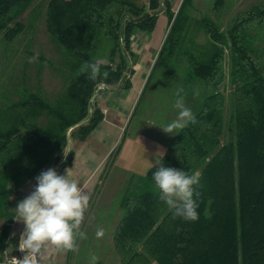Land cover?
I'll list each match as a JSON object with an SVG mask.
<instances>
[{
    "label": "trees",
    "instance_id": "obj_1",
    "mask_svg": "<svg viewBox=\"0 0 264 264\" xmlns=\"http://www.w3.org/2000/svg\"><path fill=\"white\" fill-rule=\"evenodd\" d=\"M189 2L182 0L174 16L168 1H162L169 20L162 49L169 42L172 47L176 44V27ZM31 3L0 0V32L7 40L22 31L21 23H10ZM160 8V0L48 1L46 31L65 48L73 73L55 105L29 95L20 104L25 114L15 125L0 128V217L5 220L0 247L14 219L9 211L13 185H22L43 166L60 160L68 129L77 126L79 140H83L97 126L102 113L98 109L88 113L95 87L121 80L128 56L133 57L131 35L135 30L150 33ZM202 21L210 38L223 44L224 36L216 25ZM257 25H264V5L239 13L226 33L228 76L233 83V110L228 117L232 138L222 142L225 98L219 86L225 77L220 50L206 63L191 64L204 86L203 99L194 112L196 122L176 132L160 157L165 167L200 174L198 220L173 219L155 188L156 163L144 175H132L120 199L121 216L112 234L119 264H264V75L255 52L243 45L241 35ZM99 37L111 44L110 58L101 65L108 77L91 80L77 73L84 62L98 61L91 53ZM33 108L49 116L45 127L28 120ZM71 159L72 152H68L63 165H70Z\"/></svg>",
    "mask_w": 264,
    "mask_h": 264
},
{
    "label": "rangeland",
    "instance_id": "obj_2",
    "mask_svg": "<svg viewBox=\"0 0 264 264\" xmlns=\"http://www.w3.org/2000/svg\"><path fill=\"white\" fill-rule=\"evenodd\" d=\"M48 1L32 0L29 8L14 18L10 26L19 22L23 28L12 40H7L0 32V128L2 129L15 125L17 120L25 114L20 104L29 95H37L46 103L55 105L63 98L65 88L73 73L70 69V57L65 48L54 41L46 31L45 8ZM172 1L174 3L172 10L175 16L180 5L176 6L177 0ZM219 2L216 0H190L183 7L182 16L176 27L178 30L176 44L172 47L169 42L163 49L159 50L156 56L155 69L151 74L147 88V91L149 87L152 90L153 101L157 107L156 110L159 109V114L150 116L147 113L145 116L162 125L174 120L177 116V110L173 105L176 99V91L179 88L184 89L185 104L189 105L194 113L203 99L204 86L203 81L192 71L191 64L206 63L215 52L221 50L223 52L222 66L225 78L219 89L225 98L223 110L224 136L222 138V142L225 143L232 138V134L228 131V117L233 110V83L228 76L230 60L226 33L239 13L250 10L256 5H264V0H220ZM162 10L163 7L161 6L159 13ZM204 19L216 25L218 31L224 36L223 44L220 45L210 38L204 28L202 21ZM160 23L159 20L158 29L161 26ZM241 35L243 45L255 52L259 60L260 71L264 75V25L246 28L241 31ZM110 46V42L99 37L91 57L102 62L108 61ZM32 56H37L38 61L29 63L28 58ZM130 59L128 56V61ZM126 70L127 67L123 73ZM95 91L96 89L88 103V113L96 109L93 107ZM139 109L140 106L135 117H138ZM30 114L28 120L42 127H45L50 119L45 111H40L37 108H33ZM136 121V118H133L128 133L133 131L132 128L135 127ZM147 124L150 123H145V125ZM66 135L67 144L72 139H79L80 134L77 126L68 129ZM170 140L171 137L169 142ZM52 162V166H55L56 163ZM111 171L115 173L113 167ZM105 183L102 186L99 184V190L101 192L100 187L105 191L109 190L106 193L107 196L101 195L98 203L89 205L81 225L80 230L86 234L87 238L77 241L78 251L74 252L78 257L76 264H93V256L98 258L95 264L116 263L110 240L113 226L119 217L117 198L120 197L121 185L119 186V182L117 184L115 181L109 182L107 185ZM26 185H13V193L9 197V211L14 214L12 223H15L13 226L15 230L19 222L15 221L18 219L15 209L18 202L26 197L23 194L25 195L30 190ZM2 210L0 208V212ZM4 225L5 220L0 217V230ZM98 228L104 231L102 237L96 236Z\"/></svg>",
    "mask_w": 264,
    "mask_h": 264
},
{
    "label": "crops",
    "instance_id": "obj_3",
    "mask_svg": "<svg viewBox=\"0 0 264 264\" xmlns=\"http://www.w3.org/2000/svg\"><path fill=\"white\" fill-rule=\"evenodd\" d=\"M167 1L170 4V11L173 12V1ZM181 1L177 0L176 6H179ZM159 20L161 26L158 29ZM168 28L169 20L162 10L157 14L155 27L150 33L139 30L133 32L130 38V51L133 57L127 62V70L123 73V77L119 82L105 84L103 89L95 92L93 107L102 113L101 121L83 140L72 139L67 144L63 157L55 166L49 163L43 166L34 177L26 180L23 184H27L30 190L23 196L27 197L35 189L36 177L50 168L55 169L60 175H66L68 170L69 178L83 186L90 195L89 205L98 203L101 195L107 196L106 193L109 192L102 187L100 192L99 184L102 186L106 180V185L109 182L115 181L117 184L119 182V186L121 185L120 197L117 198L119 217L113 226L114 231L121 216L120 199L129 179L135 174L144 175L156 163V160L160 159L162 155L157 156V154L165 152L170 137L172 138L176 133L166 134L160 128L165 125L157 121L153 122L145 116L147 113L150 116L159 114V109L156 110L157 107L153 101L152 90L149 87L147 91V88L155 69L156 56L162 49ZM125 82L129 83V87L124 86ZM139 106L138 117H135ZM133 118L137 120L136 125L132 128L133 131L128 133ZM145 123L150 124L145 125ZM68 152H72L71 163L64 166L63 162ZM112 167L115 173L111 171ZM23 228L24 224L21 222L19 225L18 222L16 233H20ZM110 241L115 264H119L113 250L112 236ZM77 260V254L74 252L62 253L49 247L40 260V264H76Z\"/></svg>",
    "mask_w": 264,
    "mask_h": 264
},
{
    "label": "clouds",
    "instance_id": "obj_4",
    "mask_svg": "<svg viewBox=\"0 0 264 264\" xmlns=\"http://www.w3.org/2000/svg\"><path fill=\"white\" fill-rule=\"evenodd\" d=\"M37 61V56L28 58L29 63ZM101 65L102 61H86L80 66L77 74H87L91 80L100 77L106 79L108 73L101 72ZM183 93L184 89L179 88L175 94L173 107L177 110L176 118L160 127L166 134L179 133L190 123L196 122L194 113L185 104ZM158 155L163 156V153L159 152ZM154 166L155 188L158 190L160 201L172 212L173 219L198 220L200 174H189L183 169L165 167L160 159L156 160ZM36 180L35 189L19 201L15 209L18 217L15 220L25 226L19 239V251L25 255L22 259L13 258L15 264H40L49 247L62 253L78 251L77 241L87 238L80 230L91 200L84 187L69 178L68 170L66 175H60L50 168L41 172ZM103 235L104 231L98 228L96 236ZM97 259L92 257L93 264Z\"/></svg>",
    "mask_w": 264,
    "mask_h": 264
},
{
    "label": "built area",
    "instance_id": "obj_5",
    "mask_svg": "<svg viewBox=\"0 0 264 264\" xmlns=\"http://www.w3.org/2000/svg\"><path fill=\"white\" fill-rule=\"evenodd\" d=\"M104 87H105V84H98L95 87V89L96 91H98L100 89H103ZM24 228L20 231V233L17 234L16 230L13 229V223L11 224L9 233L6 238V243L4 247H0V264H15L13 258H16V259L23 258L25 253L19 251V239H20L21 233L24 231Z\"/></svg>",
    "mask_w": 264,
    "mask_h": 264
}]
</instances>
